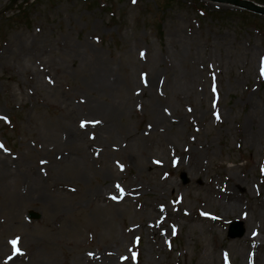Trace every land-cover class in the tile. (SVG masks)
<instances>
[{"label":"rangeland","instance_id":"1","mask_svg":"<svg viewBox=\"0 0 264 264\" xmlns=\"http://www.w3.org/2000/svg\"><path fill=\"white\" fill-rule=\"evenodd\" d=\"M10 1L0 264H264V15L206 0L204 14L198 0ZM99 106L115 112L111 131ZM163 111L168 127L152 129ZM235 180L242 199L223 210Z\"/></svg>","mask_w":264,"mask_h":264},{"label":"bare ground","instance_id":"2","mask_svg":"<svg viewBox=\"0 0 264 264\" xmlns=\"http://www.w3.org/2000/svg\"><path fill=\"white\" fill-rule=\"evenodd\" d=\"M98 112L101 113H105L106 109H108L109 111L106 112L105 116L107 118V120L104 119V121L102 122L103 127L101 128L102 131H111L112 130V126H113V114L115 113L113 111V108H109V107H100L97 108ZM96 110V109H95ZM157 111V110H155ZM154 121H153V126L152 129L154 128H159V129H166L169 125V120L167 117V114L163 111V112H156V115L154 116ZM164 128V129H163ZM198 162V161H197ZM188 167L192 168L195 172L197 170V166L196 165H188ZM198 185L196 186V189H200L202 191H206L209 187L207 185V183H205V181L201 182L199 180H197ZM240 181L239 180H235L233 182V186L232 188L228 189L227 191H220V196L219 199L222 200L221 205H222V209L223 210H230L231 212H233L234 210L237 209L241 199H242V195L240 194L239 191V187L240 185ZM211 192V191H210ZM219 200V201H220ZM223 204H225L223 206ZM198 217L201 219H207V215L204 212H200L198 214ZM252 231V232H251ZM251 235L254 232V229H251ZM251 236H249L248 240L250 242V245L252 244V240L250 238ZM254 239V238H253ZM255 240V239H254ZM256 244H259V242L256 241Z\"/></svg>","mask_w":264,"mask_h":264},{"label":"water","instance_id":"3","mask_svg":"<svg viewBox=\"0 0 264 264\" xmlns=\"http://www.w3.org/2000/svg\"><path fill=\"white\" fill-rule=\"evenodd\" d=\"M213 1L226 2L232 5L238 6L240 8H245L253 12L264 14V6L257 5L253 3L252 1H248V0H213ZM29 215L34 218L39 217V215L34 212H30ZM243 230L244 229H243L242 223L234 221L230 225L228 235L229 237L240 236L243 233Z\"/></svg>","mask_w":264,"mask_h":264},{"label":"snow or ice","instance_id":"4","mask_svg":"<svg viewBox=\"0 0 264 264\" xmlns=\"http://www.w3.org/2000/svg\"><path fill=\"white\" fill-rule=\"evenodd\" d=\"M133 3H135V0H133ZM262 74H264V69H262ZM213 91H215V87H213ZM217 118H219V117H217ZM84 126H85V124H84V122H82L81 127H84ZM0 147H2V146H0ZM117 187L119 188V185H117ZM113 199H115V197H113ZM17 242L18 241L16 239L10 241V243L12 244V248H13V255H15L19 251V249L17 248ZM9 259H11V257H9Z\"/></svg>","mask_w":264,"mask_h":264},{"label":"trees","instance_id":"5","mask_svg":"<svg viewBox=\"0 0 264 264\" xmlns=\"http://www.w3.org/2000/svg\"><path fill=\"white\" fill-rule=\"evenodd\" d=\"M254 1H256L258 3H263L264 4V0H254Z\"/></svg>","mask_w":264,"mask_h":264}]
</instances>
